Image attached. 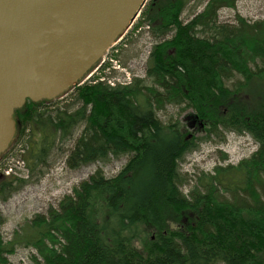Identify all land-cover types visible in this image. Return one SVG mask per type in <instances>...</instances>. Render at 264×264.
Returning a JSON list of instances; mask_svg holds the SVG:
<instances>
[{"label":"trees","instance_id":"obj_1","mask_svg":"<svg viewBox=\"0 0 264 264\" xmlns=\"http://www.w3.org/2000/svg\"><path fill=\"white\" fill-rule=\"evenodd\" d=\"M187 1L151 2L152 36L170 35L152 46L146 78L90 79L73 91L76 107L28 101L22 108L21 159L30 172L79 127L69 168L130 157L116 176L96 170L57 208L8 240L0 235V264L20 246L41 254L36 264H264V22L219 23L217 11L236 0H207L184 23ZM167 104L189 107L207 126L204 139L245 133L257 149L216 165L184 195L179 161L197 145L160 120ZM23 183L0 174V199Z\"/></svg>","mask_w":264,"mask_h":264},{"label":"rangeland","instance_id":"obj_2","mask_svg":"<svg viewBox=\"0 0 264 264\" xmlns=\"http://www.w3.org/2000/svg\"><path fill=\"white\" fill-rule=\"evenodd\" d=\"M152 1L147 0L142 7L141 11L144 12L140 19L141 23L135 26L141 16L140 11L122 38L108 49L98 67L85 81L97 79L113 85L128 83L134 77L146 78V66L152 46L168 39L170 35L156 39L146 25L145 14L150 9ZM206 2L207 0H188L181 12V20L184 23L189 21L203 10ZM217 19L219 23L229 25H234L240 20L247 23L264 22V0H236L233 6L220 8L217 11ZM75 88L60 99L37 104L50 107L52 105L49 104L57 102L60 106L70 104L69 107H76L77 103L72 105L75 102L73 97ZM27 108L20 109L17 113L20 121L18 137L12 148L0 159V174H12L24 179L22 186L6 199H0V235L4 240L10 239L15 231H19L35 215H46L49 210L57 208L60 201L71 194L75 186L96 170H101L107 178L116 176L130 157L124 155L108 162L97 161L77 169L69 168L66 156L81 132L82 128L79 127L74 131L72 139L61 143L52 151L45 165L30 172L21 159L24 139L22 120L19 118L25 115ZM157 115L166 124H177L182 136L192 134L190 139L197 145L179 161L182 181L180 190L184 195L198 183L199 177L203 178L204 175L212 173L216 165L237 164L257 149L256 141L245 133L227 131L221 136L210 135L209 139H204L207 126L185 105L167 104ZM155 236L156 233H149L148 237L153 240ZM37 260L42 261V256L31 247L20 246L8 255L9 264H36Z\"/></svg>","mask_w":264,"mask_h":264},{"label":"water","instance_id":"obj_3","mask_svg":"<svg viewBox=\"0 0 264 264\" xmlns=\"http://www.w3.org/2000/svg\"><path fill=\"white\" fill-rule=\"evenodd\" d=\"M147 0H0V159L19 134L17 110L85 82Z\"/></svg>","mask_w":264,"mask_h":264}]
</instances>
